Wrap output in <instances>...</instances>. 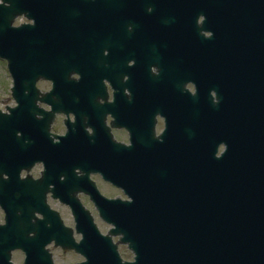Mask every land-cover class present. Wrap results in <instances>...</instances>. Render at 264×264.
Wrapping results in <instances>:
<instances>
[{
	"label": "flooded vegetation",
	"instance_id": "1",
	"mask_svg": "<svg viewBox=\"0 0 264 264\" xmlns=\"http://www.w3.org/2000/svg\"><path fill=\"white\" fill-rule=\"evenodd\" d=\"M9 1L2 11L16 15L1 25V47L29 46L46 74L25 69L18 82L0 58L15 110L0 193L40 211L33 222L45 225L28 264L84 261L61 228L73 243L83 239L78 222L108 234L100 212L146 209L156 198L148 178L175 180L179 193H160L176 207L191 191L181 179L213 156L240 177V114L264 112V60L240 58L242 0ZM15 176L30 187L9 184ZM5 217L0 205V226ZM9 255L26 264L28 254Z\"/></svg>",
	"mask_w": 264,
	"mask_h": 264
},
{
	"label": "water",
	"instance_id": "2",
	"mask_svg": "<svg viewBox=\"0 0 264 264\" xmlns=\"http://www.w3.org/2000/svg\"><path fill=\"white\" fill-rule=\"evenodd\" d=\"M262 3L264 0H242L240 58L245 53L247 58L264 60V26L258 24L264 23ZM15 15L11 8L0 12V55L10 60L18 82L25 69H30L31 74L46 75L34 66L40 57L30 58L29 46L1 47V25L7 19L10 27ZM35 51L39 53V48ZM13 118L11 115L5 120L11 131ZM224 157L213 156L208 166L197 165V176L181 179L190 182L191 187L190 192L185 191L189 198L183 207L171 208L161 193L155 192L156 198L150 200L146 209L135 211L139 213L135 222L127 221L124 210L118 212L113 234L121 235V241L133 250L134 263L124 262L111 238L99 237L93 226L78 228L84 237L80 246L66 238V247L87 257L84 264H264V112L240 114V177L225 172ZM168 181L169 188L179 193L175 180ZM5 183L30 187L32 181L21 182L15 176L9 184ZM148 187L152 189L153 182ZM12 195L0 193V198H5L0 204L7 221L0 227V254L16 249L35 254L37 248L31 234L45 229L41 222H33L35 213L40 211L26 205L18 207ZM187 203H191L190 207Z\"/></svg>",
	"mask_w": 264,
	"mask_h": 264
},
{
	"label": "rangeland",
	"instance_id": "3",
	"mask_svg": "<svg viewBox=\"0 0 264 264\" xmlns=\"http://www.w3.org/2000/svg\"><path fill=\"white\" fill-rule=\"evenodd\" d=\"M9 74L7 73V70L5 69V66L3 63L0 62V109H4L5 106L9 107L12 105V97L10 96L8 92V88L10 86ZM128 258H130V254H126ZM73 258H68V262L74 261ZM61 264L66 263L65 259L60 260Z\"/></svg>",
	"mask_w": 264,
	"mask_h": 264
}]
</instances>
